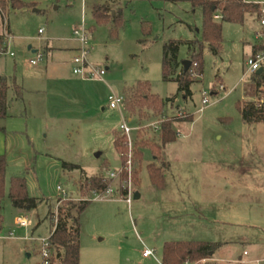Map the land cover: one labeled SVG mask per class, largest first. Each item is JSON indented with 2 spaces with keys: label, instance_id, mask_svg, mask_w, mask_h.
Segmentation results:
<instances>
[{
  "label": "rangeland",
  "instance_id": "374dc122",
  "mask_svg": "<svg viewBox=\"0 0 264 264\" xmlns=\"http://www.w3.org/2000/svg\"><path fill=\"white\" fill-rule=\"evenodd\" d=\"M12 1L23 6L0 14V76L10 86L15 81L25 93L0 120V155L6 187L12 177L24 178L37 207L15 209L5 194L0 264H41L42 242L51 231L47 214H56L57 207L71 200L89 201L79 218V264H161L164 243L193 240L221 244L216 258L237 260L246 251L245 264H264V126L245 125L237 107L241 101L264 99V86L255 95L251 75L242 80L259 31L255 15H246L243 24L221 23L220 49L213 55L201 42V10L188 3L8 0V5ZM95 7L111 11L107 21L94 19ZM74 30L90 34L88 63L106 69L103 80L82 81L72 74L69 59L77 53L71 47L78 46ZM169 41L202 43L195 49L201 76H191L197 80L190 87L191 97L179 93L176 83L162 80V48ZM44 46L52 49L50 55L31 65L33 52H42ZM190 58L188 47L181 44L178 63ZM138 83H147L161 100L173 99L164 115L172 117L180 110L191 114L192 121L176 124L184 137L165 145L159 160L143 149L135 183L137 136L158 144L159 131L149 124L163 116L147 111L138 119L125 110V92ZM201 92L209 104L197 114ZM109 97H121L123 105L108 108ZM39 102L47 103L41 120L31 115ZM122 124L130 129L127 136L119 129ZM114 133L127 144L123 163L113 146ZM63 162L78 168L65 170ZM149 164L162 169L163 189L152 185ZM111 172L115 177L108 179ZM93 177L107 179L112 193L93 195L85 180ZM81 182L84 190L79 189ZM124 190L129 203L121 195ZM17 218L26 219L28 226L16 225ZM145 250L153 255L143 258Z\"/></svg>",
  "mask_w": 264,
  "mask_h": 264
},
{
  "label": "trees",
  "instance_id": "16d2710c",
  "mask_svg": "<svg viewBox=\"0 0 264 264\" xmlns=\"http://www.w3.org/2000/svg\"><path fill=\"white\" fill-rule=\"evenodd\" d=\"M131 0H128V3ZM171 4L188 3L192 9L199 8L202 13V41L208 45L209 50L213 55H217L221 43V23L243 24L246 15H255L258 18L259 6L257 4H247L243 0H163ZM8 0H0V14L9 9L22 8L20 2L12 1L8 5ZM111 11L107 7H95L92 11L94 19L101 23L108 20ZM215 17H218L216 19ZM113 24L117 25L119 16L113 17ZM218 21V22H217ZM1 43V42H0ZM186 45L188 51L191 53L189 61L191 65L189 69L184 72L183 68L177 61V53L180 45ZM202 43L198 41H169L162 48L161 59V76L164 82H174L177 85V91L185 98L191 97L190 87L197 80L192 79L193 73L196 76H201V58L200 54L195 53L196 48H201ZM262 47L253 46L252 54L258 52ZM249 85L252 86L253 91L261 93L262 86H264V72L261 75L253 74L249 80ZM12 91L15 101H22L23 90L15 82L12 81L11 86L8 84L5 77L0 76V120L6 117V112L9 104L8 92ZM244 95L246 92L244 90ZM173 99L161 100L157 96L150 93V87L147 83H138L134 87H130L125 92L124 108L128 113L136 115L138 119L144 117L145 113L151 112L157 116L165 117L163 114L166 107L173 106ZM238 112L241 121L244 124H258L264 123V109L256 108L254 104L249 101L238 102ZM168 116H166L167 118ZM161 118V117H160ZM191 122V116L186 119H175L168 117L163 121L159 127V143L147 142L139 139L138 134L134 144V165L133 172L134 182L137 183L138 175L141 169L143 159V149H149L154 160H159L161 150L165 145L175 141V126L178 122ZM126 142L119 133L113 135V146L116 153L119 155L121 162L125 161L124 155L127 151ZM65 170L76 169L78 167L61 163ZM148 175L153 186L158 189L164 187V176L161 168L154 164L147 166ZM90 192L93 195L104 194L109 189L110 182L103 177H93L85 179ZM85 182V183H86ZM83 182L79 184V189L84 190ZM7 189V192H6ZM5 194L13 208L18 210L31 211L37 207V200L30 198L26 191L25 179L22 177H12L9 181L8 188L5 184V160L0 157V228L2 224V205L1 201ZM121 195L126 196L127 191L124 190ZM61 202L60 199L56 204ZM88 200L78 202L67 201L64 207H57V213L54 214L51 210L47 214V219L51 223V231L48 240L50 242V249L52 257L50 259L52 264H79V235L80 222L79 218L83 210L88 206ZM56 215V222L54 216ZM221 247L219 243L199 242V241H179L166 242L161 250V264H184L185 261L190 263L200 262L202 260L211 259Z\"/></svg>",
  "mask_w": 264,
  "mask_h": 264
},
{
  "label": "built area",
  "instance_id": "2783aa9c",
  "mask_svg": "<svg viewBox=\"0 0 264 264\" xmlns=\"http://www.w3.org/2000/svg\"><path fill=\"white\" fill-rule=\"evenodd\" d=\"M68 1H71V0H68ZM80 1L83 2V0H80ZM257 5L259 6V15L257 18L259 31L256 34L255 46L262 47V48L255 54H252L251 57L247 60L246 62L247 69H246L245 74L242 76V80L248 75L252 76L253 74H256V72L261 68L264 70V3L257 4ZM215 18L218 19V17H215ZM38 33H41V31H38ZM73 35L75 37V40L79 43V49L77 50V56L72 58L71 60L72 74L79 77L82 80H91V81L103 80L106 69H103L101 67H95L88 63V54L90 50V47H89L90 34L85 32L84 30H74ZM10 56H12V54H10ZM43 58H44L43 53L37 52L35 55V58L30 60V64L35 66L39 62H41ZM218 90L221 91L223 89L221 86H219ZM215 92L217 93L216 90ZM251 102L254 104L256 108L264 109V99L262 97L256 98L254 101L252 100ZM208 104H209V99L207 97V94L205 92H201V106L196 111V113L200 114ZM107 105H108V108L110 109H116L120 105H123V99L121 97H109ZM188 116L190 115L178 110L176 112V115L173 116V118L186 119ZM163 121H165L164 117L161 118V120H158V122L156 123L149 124V128H152V130L157 133L160 129L159 125ZM119 129L122 132L123 136H127L130 132V129L127 128L123 124L120 125ZM139 130L140 129H138V131ZM175 136L181 137L182 136L181 131L176 129ZM128 146L129 148H131V146L129 145V142H128ZM114 177H115L114 172H111L107 175L108 179L114 178ZM110 193H112V190L110 189L105 191L106 195ZM125 200L127 203L130 202L129 193H127ZM54 222H56V215L54 216ZM18 224L21 226H26L27 222L25 220H19ZM50 246L51 245L48 239L42 242V248L40 250L41 264H52L50 261L52 257ZM142 255L144 258H148L153 255V252L152 250H145ZM201 262H204V261H201ZM184 264H197V263H190L189 261H185Z\"/></svg>",
  "mask_w": 264,
  "mask_h": 264
},
{
  "label": "crops",
  "instance_id": "0c3cea01",
  "mask_svg": "<svg viewBox=\"0 0 264 264\" xmlns=\"http://www.w3.org/2000/svg\"><path fill=\"white\" fill-rule=\"evenodd\" d=\"M244 2V1H243ZM245 19V18H244ZM256 21H257V19H256ZM8 32H9V30H8ZM8 37H10V32H9V35H8ZM8 40L9 39H7V42H8ZM7 42H6V44H7ZM77 42V41H76ZM5 44V45H6ZM77 44H78V46H72L71 47V50L73 51V53L75 54V53H77V50L79 49V43L77 42ZM255 46V45H254ZM3 48H4V46H3ZM252 49H253V47H252ZM51 51H52V49L51 48H49L48 46H44L43 48H42V52H40V53H43V55L45 56V58L47 57V55H50V53H51ZM38 51H34L33 53H37ZM253 53V52H252ZM45 58H43V59H45ZM71 60H72V57L69 59V62H71ZM72 64V63H71ZM81 80V79H80ZM83 81V80H82ZM20 86V85H19ZM21 87V86H20ZM22 88V87H21ZM22 90H23V94L25 93V90L22 88ZM12 92V91H11ZM214 94H216V92L214 91L213 92ZM23 95H22V101H23ZM8 100H9V103L11 104L10 106H8V108L9 107H11L12 106V103H13V101H15L14 100V97H13V93H12V95L9 97L8 96ZM107 107H108V105H107ZM46 110H47V103L45 104V103H43V102H39V103H37L36 104V107H35V110L34 111H31V115L32 116H34L35 118H39L40 120L41 119H44V117H45V115L47 114V112H46ZM188 114V113H187ZM176 115V114H175ZM174 115V116H175ZM188 115H190L191 116V114H188ZM241 118V117H240ZM44 121V120H43ZM185 124H186V122H185ZM46 125V124H45ZM245 125H249V124H245ZM251 126H256V127H258V126H264V123H258V124H250ZM184 124L182 125V127H181V129H184ZM46 127V126H45ZM186 136V135H185ZM181 137H184V135H182ZM0 157H1V155H0ZM7 187H8V185H7ZM19 220H25L26 222H27V225L26 226H21V225H19L18 224V222H19ZM15 224L16 225H18V226H20V227H23V228H26L27 226H28V221L26 220V219H24V218H17L16 219V221H15ZM194 241V240H193ZM220 249V248H219ZM245 254V255H244ZM243 257H248V253L246 252V251H244L243 253H242V256L240 257V258H238L237 260H223V259H221V258H216V254H215V256L213 257V258H211V259H207V260H202V261H204V262H207V263H210V264H245L246 263V259L245 258H243ZM144 258V257H143ZM201 262V261H200Z\"/></svg>",
  "mask_w": 264,
  "mask_h": 264
},
{
  "label": "water",
  "instance_id": "95a60500",
  "mask_svg": "<svg viewBox=\"0 0 264 264\" xmlns=\"http://www.w3.org/2000/svg\"><path fill=\"white\" fill-rule=\"evenodd\" d=\"M191 65V62L189 60H184L180 62V66L183 68V71L186 72L189 67ZM264 72V70L261 68L256 72V75H261ZM11 104L9 103L8 106H10ZM139 198L138 193H134L133 195V199L137 200Z\"/></svg>",
  "mask_w": 264,
  "mask_h": 264
}]
</instances>
